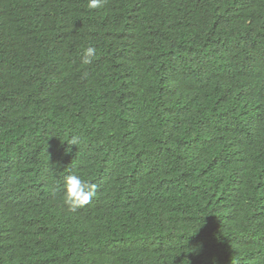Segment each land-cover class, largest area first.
Wrapping results in <instances>:
<instances>
[{
	"label": "trees",
	"instance_id": "16d2710c",
	"mask_svg": "<svg viewBox=\"0 0 264 264\" xmlns=\"http://www.w3.org/2000/svg\"><path fill=\"white\" fill-rule=\"evenodd\" d=\"M0 264H264V0H0Z\"/></svg>",
	"mask_w": 264,
	"mask_h": 264
},
{
	"label": "clouds",
	"instance_id": "9594fccd",
	"mask_svg": "<svg viewBox=\"0 0 264 264\" xmlns=\"http://www.w3.org/2000/svg\"><path fill=\"white\" fill-rule=\"evenodd\" d=\"M104 0H87L89 9H99L102 7ZM97 54V48L88 46L84 49L82 62L91 64ZM79 142L77 136H72L69 144L76 145ZM97 194V187L88 180L82 178L81 175L72 172L63 177L62 199L67 209L71 213H76L88 205Z\"/></svg>",
	"mask_w": 264,
	"mask_h": 264
}]
</instances>
